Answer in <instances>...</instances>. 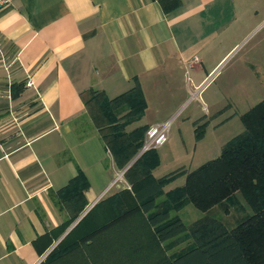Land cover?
Masks as SVG:
<instances>
[{
    "label": "crops",
    "instance_id": "1",
    "mask_svg": "<svg viewBox=\"0 0 264 264\" xmlns=\"http://www.w3.org/2000/svg\"><path fill=\"white\" fill-rule=\"evenodd\" d=\"M262 31L264 0H13L0 9V264H156L188 251L186 236L159 241L142 213L81 241L109 210L80 221L131 188L114 180L121 170L82 94L114 99L138 86L146 110L127 131L172 122ZM80 171L89 181L81 213L57 194Z\"/></svg>",
    "mask_w": 264,
    "mask_h": 264
},
{
    "label": "trees",
    "instance_id": "2",
    "mask_svg": "<svg viewBox=\"0 0 264 264\" xmlns=\"http://www.w3.org/2000/svg\"><path fill=\"white\" fill-rule=\"evenodd\" d=\"M82 98L115 165L119 170L126 169L140 153L149 128L140 126L127 131V127L145 113L147 104L143 91L137 86L110 99L105 92L91 89L84 92ZM123 109H126L124 114ZM241 120L244 131L224 145L218 158L193 171L179 170L156 178L153 172L159 165L157 150L141 155L124 174L131 188L100 201L80 224L90 219L98 208L109 206V212L116 208L120 211L108 213L113 217L107 218L103 226L81 241L142 213L155 228L159 241L186 236L190 242L185 253L156 264H264V100L242 115ZM203 128L196 129L198 140L204 136ZM180 176L186 178L184 185L165 192ZM88 188L89 181L80 171L57 194L61 204L80 208L81 213L86 206L84 194ZM241 202L240 207L247 214L235 227L229 228L222 219L210 215L219 206L240 205ZM188 205L205 213L189 225L178 215ZM80 213L69 223L78 219Z\"/></svg>",
    "mask_w": 264,
    "mask_h": 264
},
{
    "label": "rangeland",
    "instance_id": "3",
    "mask_svg": "<svg viewBox=\"0 0 264 264\" xmlns=\"http://www.w3.org/2000/svg\"><path fill=\"white\" fill-rule=\"evenodd\" d=\"M262 32L244 40L225 60L205 90L200 95L196 89L192 90L188 100L179 107L172 120L169 141L160 150L162 161L154 170V177L162 178L182 167H186L181 169L186 172L197 169L218 158L224 145L244 131L241 116L264 100V47L260 45L264 36V31ZM206 109L210 112L209 116L205 115ZM150 116L153 118L154 113H150ZM199 126L205 127L204 136L200 140L196 137V129ZM137 160L138 158L135 162ZM124 170L117 171V176H114V180L119 181L118 185L123 184ZM184 180L185 176H180L171 186L180 187L185 183ZM168 190L170 189L166 187L165 192ZM241 204L243 203L219 206L212 210L210 215L222 219L229 228L235 227L247 214L240 207ZM106 208L111 210L109 206ZM101 209L103 208L95 210L91 218L86 219L83 224L88 223ZM112 211L108 212L118 213L120 209ZM110 214L104 217L112 218ZM178 215L189 225L205 213L193 205H188Z\"/></svg>",
    "mask_w": 264,
    "mask_h": 264
},
{
    "label": "built area",
    "instance_id": "4",
    "mask_svg": "<svg viewBox=\"0 0 264 264\" xmlns=\"http://www.w3.org/2000/svg\"><path fill=\"white\" fill-rule=\"evenodd\" d=\"M12 1L13 0H0V9L10 5ZM171 125L172 122L168 121L150 126L146 132L144 144L139 156L165 146L169 141Z\"/></svg>",
    "mask_w": 264,
    "mask_h": 264
},
{
    "label": "water",
    "instance_id": "5",
    "mask_svg": "<svg viewBox=\"0 0 264 264\" xmlns=\"http://www.w3.org/2000/svg\"><path fill=\"white\" fill-rule=\"evenodd\" d=\"M140 156H139V154L136 156V158L127 166V168L124 170V172H126V170L135 162V160L137 159V158H139Z\"/></svg>",
    "mask_w": 264,
    "mask_h": 264
}]
</instances>
